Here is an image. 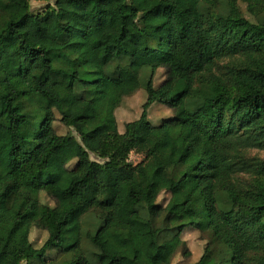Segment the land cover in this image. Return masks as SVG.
I'll return each mask as SVG.
<instances>
[{
  "label": "trees",
  "instance_id": "obj_1",
  "mask_svg": "<svg viewBox=\"0 0 264 264\" xmlns=\"http://www.w3.org/2000/svg\"><path fill=\"white\" fill-rule=\"evenodd\" d=\"M31 1L46 0H0V264H173L189 256L186 229L207 236L191 264H264V157L250 155L264 152V0H115L113 22L99 0L41 13ZM144 68L147 100L121 133L116 111ZM156 103L173 111L160 125ZM56 112L78 139L57 134ZM166 151L169 165L150 176ZM188 186L179 210L158 203ZM34 227L48 233L40 249ZM22 232L27 245L8 250Z\"/></svg>",
  "mask_w": 264,
  "mask_h": 264
},
{
  "label": "rangeland",
  "instance_id": "obj_2",
  "mask_svg": "<svg viewBox=\"0 0 264 264\" xmlns=\"http://www.w3.org/2000/svg\"><path fill=\"white\" fill-rule=\"evenodd\" d=\"M55 0H46L44 2H37V1H31V8L33 12H43L48 7L54 6ZM99 5L103 9H105L107 12V16L109 20L112 22L114 21V17L116 14V6L117 2L115 0H99ZM242 11L245 13L246 17L249 19H252L248 13H246V7L244 5H241ZM186 21H190L191 15H185L183 16ZM73 43L79 45V39L74 38L72 40ZM95 59L101 60V56L97 55V57L92 56ZM150 69L144 68L141 71V89L136 92L134 95L124 98L121 106L116 111V117L118 121V126L120 129V132H124L125 124L128 122L135 121L139 119L141 113H142V106L147 100V94L144 89V85L146 84L147 78L149 76ZM166 79V70L165 69H159L155 75L154 78V85L155 87H159L163 81ZM57 121L55 122V130L58 135H67L71 134L74 137L78 139L77 133L68 127H66L64 124L61 123L60 115L56 112ZM173 116V111L170 110L168 107L161 105V104H154L150 111H149V119L154 125H160L162 122L168 120L170 117ZM8 137L6 135L0 134V146L7 147L8 146ZM181 152V146L177 142L175 145V157L179 156ZM251 156H259L264 157V152H259L257 150L251 151ZM93 159H95L93 157ZM144 158L141 155L138 154H132L130 156V160L133 163H140ZM170 163V156L169 152L166 151L165 153L158 154L157 157L153 158L150 162L147 163V171L148 174L151 176L153 171L159 166L165 167L169 165ZM76 164V161H73L70 164V167H74ZM190 182V181H189ZM190 187L188 186L185 189H183L182 194L180 196V199L174 200L171 198V195L168 193H163L158 203L164 206H168L170 209L179 210L181 208V205L183 201H185L190 193ZM42 202L45 204H49L51 206H54V201L47 197L45 194L42 195ZM97 213H90L87 216L84 217L82 226L84 227V230L87 232H94L96 228L99 226V220L97 217ZM8 217V212L3 211L0 214V238H6L8 234V227L6 223L4 222ZM28 238V237H27ZM26 234L24 232L20 233L8 246V250H15L19 248H24L28 242ZM48 238V233L42 229L33 228L31 230V233L29 235V241L37 248L40 249L44 243L46 242ZM182 239L186 241L187 247L185 251L189 252V256H185L183 254V250L179 251L178 253L173 255V252H175V245H171L168 247H164L160 249V258H168L173 255V264H191L198 260L199 256L201 255L203 248L206 245L207 236L201 234L200 232L193 230V229H186L183 232ZM107 250L109 253V256H112L116 253V249L112 246H107ZM105 264H108V261H106Z\"/></svg>",
  "mask_w": 264,
  "mask_h": 264
}]
</instances>
